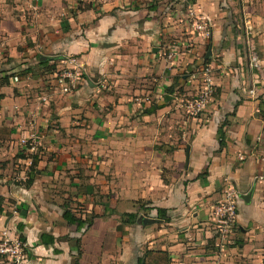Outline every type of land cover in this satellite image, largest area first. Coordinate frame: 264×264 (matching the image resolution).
I'll return each instance as SVG.
<instances>
[{
	"label": "crops",
	"instance_id": "1",
	"mask_svg": "<svg viewBox=\"0 0 264 264\" xmlns=\"http://www.w3.org/2000/svg\"><path fill=\"white\" fill-rule=\"evenodd\" d=\"M71 57L85 76L63 95ZM207 68L214 95L191 116ZM230 187L238 217L221 245L213 212ZM66 212L95 218L80 228ZM4 233L28 243L19 264H264V0H0Z\"/></svg>",
	"mask_w": 264,
	"mask_h": 264
},
{
	"label": "built area",
	"instance_id": "2",
	"mask_svg": "<svg viewBox=\"0 0 264 264\" xmlns=\"http://www.w3.org/2000/svg\"><path fill=\"white\" fill-rule=\"evenodd\" d=\"M190 15L192 18H195L194 13ZM196 21L198 20L196 19ZM193 25L196 26V29L200 31L203 36H209V26L205 23L204 18H200L199 23ZM252 31V27L248 26V34H251ZM250 46L252 66L260 70L262 67L261 62L256 54L254 46L252 44ZM66 65L67 67L61 69L55 77L57 85L56 91H60L63 95H71L83 82L85 70L75 57L68 58L66 60ZM211 73L212 71L210 68L204 71V89H202L198 95L191 97L185 102V108L191 116H199L202 114L212 100L214 88L211 80ZM15 81H18V78H15ZM43 100L46 101V98H43ZM38 141V134H31L29 138L22 140L26 151L29 152L28 160L30 162V169L32 168L33 155L38 151ZM238 158L244 161L250 158V155L239 154ZM239 200V192L234 187H230L225 190L223 197L214 208L213 222L221 245H225L229 242L230 235L236 226ZM6 235L7 234L4 233V236L0 237V257H8L9 260L12 258L14 260L12 262L13 264H19L24 260L28 243L21 238L8 239Z\"/></svg>",
	"mask_w": 264,
	"mask_h": 264
},
{
	"label": "trees",
	"instance_id": "3",
	"mask_svg": "<svg viewBox=\"0 0 264 264\" xmlns=\"http://www.w3.org/2000/svg\"><path fill=\"white\" fill-rule=\"evenodd\" d=\"M194 2V0H191ZM46 64V63H43ZM8 83V79L6 80V78L4 80H2V84H6ZM226 125V124H225ZM219 135L221 136V138H223V132H222V128L219 131ZM37 165V157H33V162H32V168H31V172L29 173V178L27 180V182H25V185L28 187L30 184L33 183L34 181V175H33V170ZM159 213L162 215L163 211L160 210ZM94 218H87L85 221H82L81 219L76 218L72 213L70 212H66L64 214V219L72 225H78L80 228L82 227H87L90 228L93 224ZM137 218H138V214H123L120 218V223L121 225L118 227V229L120 230L121 227L127 226V225H131L134 224L135 222H137ZM22 239V238H21Z\"/></svg>",
	"mask_w": 264,
	"mask_h": 264
},
{
	"label": "rangeland",
	"instance_id": "4",
	"mask_svg": "<svg viewBox=\"0 0 264 264\" xmlns=\"http://www.w3.org/2000/svg\"><path fill=\"white\" fill-rule=\"evenodd\" d=\"M43 76H46V75L43 74ZM47 80H49V78H47L46 81H47ZM22 153H23V152H21V151H20L19 153L17 152L16 155H17V154H18V155H17V157L15 158V161H17L16 164H17V166H18V170H19V171H21V170L23 169L22 166H25L24 163H22V164H21V163H18V160H19V159H22L23 157H24V158L26 157V155L22 156ZM21 157H22V158H21ZM25 159H26V158H25ZM16 164H15V165H16ZM23 170H24V169H23ZM26 181H27V180H26ZM2 240H5V239H2ZM3 258H6L7 260H9L8 257H4V256H3V257H0V259H3ZM13 261H14V260L11 258L10 262H13Z\"/></svg>",
	"mask_w": 264,
	"mask_h": 264
},
{
	"label": "water",
	"instance_id": "5",
	"mask_svg": "<svg viewBox=\"0 0 264 264\" xmlns=\"http://www.w3.org/2000/svg\"><path fill=\"white\" fill-rule=\"evenodd\" d=\"M209 54H211V52H209ZM46 59H48V58L47 57H43L42 58V60H46ZM168 98H169V96H168ZM251 196H252V192L249 193L248 196H247V198H244V199L249 201V199L251 198ZM155 222H156V220H152V219H149V218H146V219L143 220V223H145V224H152V223H155Z\"/></svg>",
	"mask_w": 264,
	"mask_h": 264
}]
</instances>
